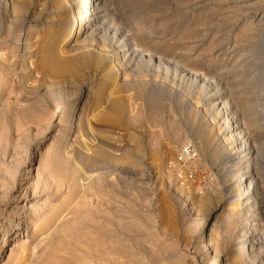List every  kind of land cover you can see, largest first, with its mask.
Returning <instances> with one entry per match:
<instances>
[{"label":"rangeland","instance_id":"1","mask_svg":"<svg viewBox=\"0 0 264 264\" xmlns=\"http://www.w3.org/2000/svg\"><path fill=\"white\" fill-rule=\"evenodd\" d=\"M104 5L107 15L106 26L118 32H116L117 39L120 38L118 37L120 34L133 37L138 45L140 44L161 58L162 63L159 69L155 68L151 72L141 70L138 74L137 68L131 71V68L127 70L121 65L123 67L121 75H117L116 70H113V73L110 72L111 76L109 75L103 80L100 79V76L97 77L101 73L89 69L85 66L86 63L79 61V63H73L77 72L69 77L67 75L54 78L50 67L79 55L87 57L88 51L91 49L93 51L95 41L102 36L103 29L97 25L94 26L96 40H87L86 44H81L82 41L75 39L76 41H71L69 45H62L64 34H58V28L53 32V25H51L55 20V11L58 10L59 5H55L52 0H0V40L5 41H0V75L2 74L5 80L4 88L2 87L0 90V182L1 179L3 180V176H6L4 171L6 169L16 167V169H23L27 172V168H34L38 164L39 152L43 151L60 130L61 126L57 123L61 115L66 113L72 105L77 108L84 102L79 143L83 145L82 148L88 149L101 146L104 153L115 157L110 161L107 159L106 164L102 163L105 169L100 170V172H104L101 173L98 181L89 183L91 186L85 184V187L88 186L85 189L86 208L93 215L92 218H99L98 220L101 222L105 221L107 228L116 231L123 223L124 229L125 227L127 229L125 232L127 231L128 238L131 237L130 243L134 247L136 246L134 249L137 254L140 252L139 258L144 257L141 259L142 264L147 262L155 264L156 261V264H159L158 262L160 264H193L192 256L196 260V264H201L193 251L194 245L203 244L202 241H199L200 233L207 235L211 223L225 218L226 214L224 215V212L220 211L224 203L218 206L219 208L212 218L202 223L201 221L197 222L198 219H202L203 215V219L205 218L206 213L204 211L202 213V209L207 212L209 206L216 203V200L209 201L211 204L213 202L212 205L208 202L196 201V206L202 205V209L198 207L201 212L196 207L195 212H189L191 206L189 202H192L196 195L206 197L211 193H217L218 196L224 185L230 183L232 177L234 178L231 175L233 171V174L237 170H239L238 173H241L238 168L240 163L221 161L220 157L224 151L223 149L218 150L213 141L212 144H209L208 150H198V133L205 124H210L213 120L212 112L203 99L209 89L207 87L211 85L212 89L226 95L224 98L228 99L229 110L236 112L237 118L242 122L250 139L258 148L256 161L254 159L252 163L254 167H252L255 176L259 175L256 178L259 181L261 210L264 211V81H262L264 79V0H104ZM38 6L45 7L42 19L37 23H28L26 21L27 14L36 13L40 8ZM34 7L37 10L33 11ZM53 13H55L54 16H52ZM45 19L50 24H47L45 29H40V26L46 25L45 23L42 25L44 22L42 20ZM30 27L32 30L34 29L31 31L32 34L34 33L33 35L29 32ZM20 30H22L21 36ZM18 39L21 40L20 42L23 41V46L21 43L16 45ZM75 42L77 43L75 44ZM26 44L32 45L33 50L30 55L22 54ZM176 65L202 71L210 80H208V86H203L205 87L203 90L199 89L201 84L194 81L191 76L186 75L185 77V75L179 74L175 70L174 66ZM133 72L135 73L133 74ZM110 77L115 79L111 80ZM125 83L129 84L124 86ZM201 92H204L205 95ZM120 96L130 97L131 101L129 102L133 103L132 112H135L132 113L133 116L125 114L119 119L120 122H115V125L104 119L102 115L109 109L107 104L109 99ZM41 102H44L49 109L56 104L59 106L56 112H52V116L49 117L51 119L47 118L50 125L46 129L47 131L43 132L36 131L37 127L28 119L29 114L35 108L37 109ZM97 112L98 114H96ZM85 120H87L86 123ZM20 125L24 126L22 128L24 132L21 131L22 126ZM167 128L170 131H167ZM173 128L178 129V137L173 140H177L173 143L177 148L183 143H190L194 146L195 155L186 162H178V149L168 151L165 149L166 145H163L166 143V135ZM159 132H161V139L159 135L156 137L157 133L160 134ZM165 136L166 139H164ZM70 137L72 135L62 137L64 139L62 146L66 147L65 151L79 144ZM96 144L99 145L96 146ZM90 146L91 148H89ZM109 150L114 154L108 153ZM60 151L62 152L63 148H60ZM158 153L159 155H157ZM27 156L33 159L31 163H29V158L27 160ZM77 158L76 166L79 165L81 170L79 174L81 177H85V174L89 177L92 173H89V169L92 166L85 160ZM23 170L16 177L13 189L6 193L4 201L2 198L4 192L2 193L0 190L2 198H0V210L2 209L0 213L3 211L8 213L13 204H23L22 198L18 201L13 200L16 189L27 184ZM96 171L99 170L94 172ZM87 177L84 180L81 179L83 184L90 182V178ZM224 178H227L226 181ZM180 185H185V198H178L174 192L176 186ZM82 188L80 189L82 190ZM80 189L79 192H81ZM59 191L55 193L57 200H52L53 202L58 203L63 198H67V200L70 198L65 187ZM98 193L99 195H97ZM41 196H43L40 197L42 199L47 195ZM70 201L71 199L69 203ZM26 202L28 203V200ZM67 205L63 204V208H61V210L64 209V214L62 213L63 216H61V220L63 218L64 221L67 218L70 219L71 212H73L71 208L74 205ZM94 209L96 211L92 214L91 211ZM196 214L198 215L196 216ZM0 217L2 218V216ZM193 218L197 220L195 221ZM196 223L201 225L196 226ZM214 223L219 225L218 222ZM192 224L194 225L192 226ZM261 227L264 232V221ZM193 228L195 232L192 230ZM217 229L219 230V227ZM24 233L26 232L24 231ZM20 238L22 239V237ZM185 244L189 247L188 249L184 248ZM10 246L3 248L0 264L6 260ZM39 246L38 248L42 247V245ZM262 249L264 250V247ZM232 250V248L227 250L230 257L237 252L236 248L235 251ZM202 254L204 251L201 252V256ZM153 256L156 261L152 260ZM261 257L264 260V254ZM254 258L256 261L259 259V257ZM176 260L177 262H175ZM204 260L206 261L207 257ZM219 263L231 264L232 259L230 258L226 263L219 259Z\"/></svg>","mask_w":264,"mask_h":264},{"label":"bare ground","instance_id":"2","mask_svg":"<svg viewBox=\"0 0 264 264\" xmlns=\"http://www.w3.org/2000/svg\"><path fill=\"white\" fill-rule=\"evenodd\" d=\"M52 1L55 3V5H59L58 10L55 11L56 14L53 13V15H52V16H54V14H55V20L54 21L52 20L53 24L51 23V25H53L52 30L54 32L58 28L57 29L58 34H64L63 40H62V45H65V44L69 45L70 42L75 40V39L82 41L83 43H81V44H84V43L86 44L87 40H92V39L96 40L95 35H94V31L96 28L94 26L97 25L103 29L102 36L100 38L98 37L99 39L95 41L96 44L94 43L95 46H93L94 47L93 51H92V49L90 51L87 50L89 52L87 57H85L84 55H79V56L75 57L76 56L75 55L74 56L75 58L68 59L67 61H64V62L61 61V62L56 63L53 66H51L50 71L52 72L54 78L66 77L67 75L69 77L70 75L77 72L76 69L73 67V63L74 62L79 63V61L82 63H86L85 66L88 67L89 69H93L94 71L101 73L97 77L99 78V76H100V79H103V80H104V78H106L107 76L110 75V72L113 73L112 72L113 70H116L117 75H121V72L123 71L122 70L123 67L127 68V70H128V68H131V71H134L137 68L139 70L137 72L138 74H139V72H141V70L142 71L147 70V71L151 72V70L154 71L155 68L159 69V66L162 63L161 58L152 54L145 47L140 46V44L138 45L136 43V40L133 39V37H130L128 35L121 36L122 34H120V36H118L120 38L117 39V37H116V35H118V34H116L117 31H113L110 29L109 26H106L107 25V20H106L107 15H106V9L104 8L105 7L104 0H52ZM43 4H41V5H43ZM48 4H45V5H48ZM38 5H40V4H38ZM38 7H40V6H38ZM32 8H33V6H32ZM34 8L35 9L33 11L37 10L36 7H34ZM30 11H29V13H30ZM43 12H45V7L41 6L36 13L31 12L30 15L27 14V20L26 21L30 24L31 23H37L38 21H40V19H42L41 16L43 17V14H42ZM12 13H14V12H12ZM49 14H51V13H49ZM46 19L42 20V21H44L42 25H44V23L46 25L40 26V29H45L46 26H48L47 24H50V22ZM52 19H54V18H52ZM104 26H106V27H104ZM36 29H38V28H36ZM33 30L30 27V31L29 30L28 31L31 33V31H33ZM21 31L22 30H20V33H19L20 36L22 33ZM53 32H51V33H53ZM20 41H21L20 39L16 40V45H18V43L19 44L21 43V45H22L23 41L22 42H20ZM1 42H5V41L2 40ZM42 42H43V40H42ZM76 43L77 42H75V44ZM31 46H29V44H26L23 47L24 52H22V54L23 55L24 54L30 55L32 53V50H33V48H31ZM89 47H92V46H89ZM86 58H88L87 61H85ZM121 65H123V67ZM174 67H175V70L179 72V74H182L183 76L185 75V77H186V75L191 76L194 78V81L200 83L201 86L199 89L203 90V88H205L203 86H208V82L210 80L206 77V75L204 73H202V71L200 72L197 69L191 68V67L190 68L189 67H182V66L180 67L177 65ZM79 69H80V67H79ZM135 72H133V74ZM114 74H115V72H114ZM124 74H126V73H124ZM141 75H142V73H141ZM124 78H125V76H124ZM112 79L113 78H111V80ZM123 80H125V79H123ZM4 81L5 80L3 78V75L1 74L0 75V90L4 86L3 85L5 83ZM262 81H264V79ZM153 82H154V80H153ZM131 83H133V82H131ZM126 84H129V83H125L123 85L125 86ZM199 85H198V87H199ZM209 85H211V84H209ZM211 86L207 87L209 89H207V92H206L207 94H206V96H204L205 98L203 97V99H204L205 103L208 105L209 110H211V112H212L213 120L210 124L209 123L205 124L203 126V128L200 130V132L198 133V136H197V138H198L197 142H198V148H199L198 150H200V149L204 150L205 149V151H206L209 144L213 141V143H216L218 150L223 149V151H224L222 157H220V159L222 158L221 161H231V162L235 161V162L240 163V166L238 168H240L241 173L237 172L239 170L235 171L236 172L235 174H233L234 171H233V173L231 172L232 173L231 175L234 176V178L233 177L231 178L230 177L231 175L229 176V178L232 179L231 180L232 182L230 181V183L225 184L223 187V190L220 189L221 192L218 193V196H217V193L213 194L210 192L211 194L207 195L206 197L204 196L205 198L202 197L201 195H196L194 197V199L192 200V202L191 201L189 202L191 205L189 212H191V211L195 212L196 208H197V210H200V208L202 207V205L196 206L197 205V204L195 205L196 201L208 202V203H210V205H212L213 202L211 204V202H209V201H212L214 199L216 200V203L214 202V204L211 207L209 206V209L207 212H206V210H203L201 208L202 213L204 211V213H206V215H205L204 219H203V217H204V215H203L202 219L201 220L198 219L197 222L201 221L203 223V222H206L207 219L212 218L213 215L216 213L217 208H219L218 206H220V204H222V203H224V204H222L220 211L224 212V215L226 214L225 218H223L220 221H214L213 220L214 222H218L219 225L217 226V224L214 222L211 223L212 225L210 226V229L208 230L209 232L207 235H202L200 233V236H199L200 240L199 241L200 242L202 241L203 244L202 245L195 244L193 251H194V253H196V256H198V258H199L198 261L201 264H218L219 259H221L223 261V263H226V262H228V260L230 258L232 259L231 264H264V260L261 257V255L264 254L263 253L264 250L262 249V247H264V232H263V229L261 227V224L264 221V217H263L264 211L262 212V210H261L262 202H261L260 197H259V192H260L259 191V181L256 178V177H259V175L256 172V174L258 176H255V172L253 171L254 166L252 165V163H253V161L256 158V155L258 153V148H257V146H255L253 141L250 139L249 134L245 130L242 122L239 120V118H237V115L235 114L236 112L229 110L228 99H226L227 97L224 98L226 95L222 94L221 92L217 91L214 88L212 89ZM116 87H117V85H116ZM143 87H144V85H143ZM195 87H197V86H195ZM205 91H206V89L204 90V92ZM109 92H110V90H109ZM204 92H201V93H203L205 95ZM89 94H90V92H89ZM109 95H110V93H109ZM117 95H118V93H117ZM130 96H131V94H130ZM113 97H115V96H113ZM129 99H130L129 96H127V97H123V96L121 97L120 96V97H116L113 99L111 98V100L109 99V102L106 101L109 109L107 108L108 111L106 110V112L103 113L102 117L104 119L112 122V124L113 123L115 124V122L117 123L119 121V119L121 117H123L125 114H128L131 116L132 113H134L135 111L132 112L131 106L133 103L131 102L132 104H130L129 101H131V100H129ZM198 100H199V97H198ZM63 102H65V101H63ZM84 106H85L84 102L81 104V106H78L77 108H76V106H73V105L71 107L69 106L70 108L68 109V111L66 113H64L63 115H61L60 120L57 123V124H60V126H61L60 130L58 131L56 137L54 139H52L51 141H49L50 143L43 149V151L39 152L38 164L35 167L33 166L34 168L28 166L29 169L28 168L26 169V170H28L27 172H25L23 169H19V168L16 169V167H14L12 169L10 168L9 170L8 169L4 170L6 173V176H3L4 178H3V180L1 179V182H0V190L2 191V193L4 192L2 195L3 201L6 198V196H5V195H7L6 193L9 190L13 189L16 177L18 176L19 172H21L22 170L24 171V175H26L25 178L27 180L25 183H27V184L22 188L16 189V193L13 196V200H15V201H18V199L22 198L23 204H21V205H19L17 203L13 204L12 209H10L8 211V213L6 211L5 212L3 211L2 213H0V216H2V218L6 219L5 221H3V219L0 217V227H2V228H0V257H1V253L3 252V248L5 246L11 245L10 248L8 247L9 253L7 255V258L2 264H142L141 259H143L144 257H141V255H140V257H141V259H140L139 255H138L140 252L137 254L135 251L136 249H134L136 246L134 247L130 243L131 241H129V240L131 237L128 238L129 236H127V234H126L127 231L125 232V230H127L126 227L124 229L125 225H123V223H122L123 226L120 225L122 227H120V226H119V228L117 227L118 228L117 231L112 230V229L110 230L109 228H107V226H106L107 224L104 223L105 221L101 222V220H98L99 218L98 219L92 218L93 215H91L90 212L86 208V202H85V200H86V198H85L86 193L85 192L86 191H85V189L88 186L85 187V184L88 185L89 183H91L95 180L98 181L100 176L102 175L101 173L104 172V171L100 172V170L102 168L105 169V166H103L102 163L106 164L105 161H107V159H109L108 161H110V159H113L115 157H113L114 155H107L106 153H104L101 146H98L99 144H96V146H98L96 148H94V147L91 148V146L89 147L91 149H88L85 146H84L85 148H82L83 145H81L79 143L80 142L79 138H81L79 136L81 135V130H82V123H83L82 122V113H83L82 110H83ZM37 107H38L37 109L35 108L31 112V114H29L30 117L28 119H29L30 123L34 124L35 127H37L36 131L43 132L50 125L49 119H51V118H49V117L52 116V112L53 113L56 112L59 106H57V104H56V105H54L53 108H51L52 109L51 110L46 106V104L44 102H41L38 104ZM50 107H52V106H50ZM96 114H98V112ZM149 115H150V113H149ZM47 118H49V119H47ZM84 119H86V118H84ZM101 120H102V118H101ZM86 121L87 120H85V123H86ZM88 124H90V123H88ZM20 126H22L21 129L24 127L23 125H20ZM18 129H20V128H18ZM90 129H92V128H90ZM23 130L24 129H22L21 131L24 132ZM160 131H161V129H160ZM167 131H170V130L168 129ZM161 132H159L160 134L157 133L156 137H158V135L160 136ZM177 132H178L177 128L176 129L173 128L172 131L169 132V134H167L165 132V134H167L166 135L167 139L165 136L164 139H166V141H165L166 143H163V145L164 144L166 145V147H165L166 150L176 151L178 149L177 146L175 144H173L174 142L177 141V140L173 141L174 139H176V137H178ZM84 133H85V131H84ZM22 134L24 135V133H22ZM66 135H72V137H70V138H72L73 141L75 140L79 143V144H77V146H75L73 148L67 147L68 151L67 150L65 151L64 149H66V147L62 146V142H64V139L62 137L66 136ZM159 138L161 139V136ZM95 139H97V138H95ZM96 143H97V141H96ZM82 144H83V142H82ZM100 145H101V143H100ZM155 145H153V147ZM86 146H88V145H86ZM103 147H104V144H103ZM161 147H162V145H161ZM60 148H63L64 152L63 151L61 152ZM193 148H194V146H193ZM111 150H112V148H111ZM165 151H164V153H165ZM162 152H161V155H163ZM26 153L28 154V152H26ZM108 153H110V150ZM110 154H114V153H110ZM157 155H159V153ZM77 157H79L82 160H85V162H88L87 164H90V166L93 167V168L91 167L90 169L88 168L89 173L92 172L89 175V177H87V175L85 174V177L90 178L89 179L90 182H88V183L85 182L83 184L82 180H84L85 177L84 176L81 177V175L79 174V172L81 170H80V167H78L79 165L76 166L77 165L76 159H78ZM28 158H29V163H31L33 161V159L31 157L27 156V160H28ZM18 160H19V158H18ZM25 160H24V164H25ZM159 160H160V158H159ZM111 161H113V160H111ZM135 161H137V160H135ZM135 161H133V162H135ZM255 161H256V159H255ZM231 162H230V164H231ZM235 162H234V164H235ZM109 163H111V162H109ZM222 163H224V162H222ZM226 164H229V163L226 162ZM226 164H225V166H227ZM254 165H255V163H254ZM15 166H17V165H15ZM225 166H224V168H226ZM235 167L237 169V166H235ZM95 170H99V171L94 172ZM227 170H230V169H227ZM33 171H34V173H33ZM85 173H87V172H85ZM29 174H31V175H29ZM131 174H132V172H131ZM227 175H229V174H227ZM224 177H225V175H224ZM229 178H228V180H229ZM101 179H103V178H101ZM226 179H225V181H226ZM101 182H103V181H101ZM94 183H96V182H94ZM222 183H224V182H222ZM260 183H261V181H260ZM184 186L183 185H180L178 187L176 186V188L174 189V192H175L176 196H178V198L184 197V191H185ZM63 187H65V189L67 190V194L69 195L70 198H68V200H67V198L66 199L63 198L58 203H56V201L53 202L52 200H57V198H56L57 194H55V193H57V191L60 192L59 190L63 189ZM80 188H82V190ZM79 189L81 192H79ZM189 194H190V192H189ZM41 195H47V196L45 198L41 199L40 197H43ZM97 195H99V193ZM191 195H193V194H191ZM216 196H217V198H216ZM70 199H71V201L69 203ZM26 200H28V203L26 202ZM198 203L200 204V202H198ZM63 204L64 205L68 204L69 206L72 204L74 205V206L72 205L73 208H71V209H73V212H71L72 216L71 217L69 216L70 219L67 218V220H65V221L63 220V218H62L63 221L61 220V216H63L62 213L64 210V209L61 210V208H63L62 207ZM27 205H29V206H27ZM198 207H200V208H198ZM205 207H203V208L205 209ZM91 209H92V207H91ZM99 209L101 210V207ZM99 209H97V210L99 211ZM1 211H2V209L0 210V212ZM94 211H96V210L94 209L93 211H91V213ZM200 212H201V210H200ZM190 215H191V213H190ZM197 215L198 214H196V216ZM195 218H193V219L195 220ZM110 220H112V219H110ZM118 223H119V221H118ZM120 224H121V222H120ZM125 224H127V223H125ZM194 224H195V222H194ZM194 224H192V226ZM199 225H201V224L196 223V226H199ZM116 226H118V225H116ZM220 226H222V227H220ZM218 227H219V230L217 229ZM192 230L194 231V228ZM24 231L26 233H24ZM170 231H173V230H170ZM243 233H244V235H241ZM236 234H238V235H236ZM241 236H242V238H241ZM20 237H22V239ZM23 237H26V238H23ZM39 244H40V246H39ZM41 245H42V247H41ZM38 246L41 248H38ZM184 248L188 249L189 247L185 244ZM230 248L233 249L232 251H235V248L237 249V252L236 253L233 252L234 255L231 257L227 253V250H230ZM154 251H152V252H154ZM200 251L201 252L204 251V254H202V256H201ZM204 255L207 257L206 261L204 260V258L206 259V257H203ZM254 257H259V259L256 261L255 260L256 258H254ZM153 259L155 260L154 256L152 257V260ZM170 260H172V259H170ZM143 261L145 262L146 260H143ZM175 262H177V260ZM191 262H193V264H196V260L194 259L193 256L191 257ZM156 263H157V261H156ZM158 263L160 264V262H158ZM146 264H148V262ZM149 264H151V262H149Z\"/></svg>","mask_w":264,"mask_h":264},{"label":"built area","instance_id":"3","mask_svg":"<svg viewBox=\"0 0 264 264\" xmlns=\"http://www.w3.org/2000/svg\"><path fill=\"white\" fill-rule=\"evenodd\" d=\"M195 155L193 146L190 143H183L179 146L177 152L178 162H186Z\"/></svg>","mask_w":264,"mask_h":264}]
</instances>
